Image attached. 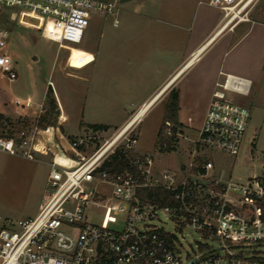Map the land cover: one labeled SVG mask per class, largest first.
Segmentation results:
<instances>
[{"label":"built area","instance_id":"built-area-1","mask_svg":"<svg viewBox=\"0 0 264 264\" xmlns=\"http://www.w3.org/2000/svg\"><path fill=\"white\" fill-rule=\"evenodd\" d=\"M254 1L205 3L222 12L221 32L251 22ZM4 10L43 17L42 36L59 48L81 44L94 16L116 15V6L98 0H0V13ZM119 23L114 20V26ZM9 39L0 24V73L13 82L18 72L3 46ZM240 86L232 76L217 84L189 161L174 171L159 169L150 155L134 154L136 124L128 127L133 117L108 138L107 132L94 131L73 139L68 150L56 142L53 128L38 126L44 104L34 125L0 134V153L28 161L53 154L37 215L17 229L0 230V264H264V255L246 253L264 246V177L236 183L222 171L214 174L210 157L219 152L239 159L244 152L251 112L228 95ZM13 105L34 108L30 99ZM119 151L129 160L122 171L107 167ZM95 210L102 211L100 224L88 220ZM187 229L217 248L200 244L197 252H185L181 236Z\"/></svg>","mask_w":264,"mask_h":264},{"label":"rangeland","instance_id":"rangeland-1","mask_svg":"<svg viewBox=\"0 0 264 264\" xmlns=\"http://www.w3.org/2000/svg\"><path fill=\"white\" fill-rule=\"evenodd\" d=\"M98 1L114 5L120 10L130 11L137 10L141 2H150L154 5V11L149 9L147 14L166 22L167 26L170 19L177 18L176 12L184 9L186 0H132L125 4L120 3V0ZM146 9V7L140 8L139 13L146 14ZM12 13L11 10H4L0 13V24L11 34V39L3 46L13 58L18 72V78L13 82L7 81L0 73V111H4L0 114L4 116L6 130H10L11 121L17 119L11 116V105L14 99L30 98L34 104V108L29 110L30 114H37L40 105L44 104L42 115L47 116L52 125L48 127L53 128L54 134L55 126L59 124V117L54 111H49V99H47L49 88L52 89L53 99L58 94L62 98V104L70 108V120L62 122L66 123L64 127L70 134L78 131L84 112L86 122H103L120 126L129 116L134 117L141 104L149 100L145 98L153 88L148 82L142 81L141 78L124 81V79L117 78L118 72L106 74L108 77L111 76V79H107L106 87L101 92V99H91L95 95L88 94V80L72 78L62 69L63 66L68 65L72 69L80 70L93 61V55L82 48L89 47L98 52L111 46L112 43L110 44L108 40L109 35L119 31L112 27L114 17L94 16L81 44L59 48L58 44L42 36L43 17L28 11H21L18 12V18H13ZM123 15L120 11L118 12L119 18ZM259 15H264V0L254 1L249 18L253 21ZM113 46L118 47L119 43H113ZM148 66L154 69L151 63ZM89 70L86 68L80 74L87 77ZM169 99L170 97L160 99L152 105L148 113L135 125L134 132L138 143L134 154L150 155L159 169L174 171L181 164L189 161L190 154H186L185 149L194 145L193 141L197 139L198 133L193 132L189 140H184L182 130L176 129L174 133L175 127L169 122L172 137L167 136L168 127L167 125L163 127V124L166 121L165 110ZM242 100L244 99H236V102L240 103ZM246 107L250 109L251 117L258 126L256 132L250 127L248 133L256 136V144L249 146V156L237 163V159L232 156L210 152V157L215 163V170L224 168L227 175L231 176V180L236 183H245L254 176L264 177V111L253 112L248 105ZM34 124L35 121L32 125ZM162 129L163 137L159 138L158 133ZM117 131L115 127H109L105 136L113 135ZM85 132L88 133L87 135H92L94 130L86 127ZM73 139L75 138L72 137L71 140ZM102 141L95 142V145H100ZM164 141H168L171 145V150L168 152L162 150L165 149ZM49 160L47 156L44 159L28 161L22 157L0 153V230L9 226L17 229L20 222L37 215L50 171L47 163H44ZM90 189L94 190V187ZM99 189L105 190L103 187ZM102 215L101 210H95L89 214L88 220L91 223L100 224ZM164 222L168 229H175L172 222L166 220ZM181 239L185 252L190 254L197 252L200 244L212 247V249L217 248L216 242L202 238L200 234L191 229L185 230ZM246 253L250 257L264 255V246L247 248ZM216 254L223 255V252H216Z\"/></svg>","mask_w":264,"mask_h":264},{"label":"crops","instance_id":"crops-1","mask_svg":"<svg viewBox=\"0 0 264 264\" xmlns=\"http://www.w3.org/2000/svg\"><path fill=\"white\" fill-rule=\"evenodd\" d=\"M139 5L133 11L116 7L112 27L119 31L109 35L108 40L112 45L98 52L89 47L82 48L94 57L89 65L80 70L63 66L62 69L68 76L88 80V94L95 95L91 99H101L106 81L111 79L106 74L117 72L118 79L127 81L126 79L141 78L153 88L145 98L149 100L144 101L140 108L151 99H166L173 91H177L178 130L184 133V140H189L193 132L199 133L213 93L218 90L217 84L222 83L225 76H232L242 82L239 89L228 93L231 99L235 102L236 99H244L239 104L248 105L253 112L264 111V15H259L249 23L239 24L233 31L226 29L219 32L223 14L219 9L207 5L205 0H186L184 9L176 12L177 18L170 19L167 26L166 22L147 14L149 9L154 11L152 3L141 2ZM143 7L147 8L146 14L141 15L139 9ZM119 11L124 14L121 18L118 17ZM12 14L13 18H18V12ZM115 19L120 22L118 26H114ZM116 42L119 43L118 47L113 46ZM150 63L154 65V69L148 66ZM86 68L90 69L87 77L80 74ZM61 99L58 94L54 99L57 105L55 113L59 117L54 137L67 150L72 137L79 139L87 136L86 127L102 125L119 130L132 117L129 116L117 126L86 122L84 112L78 131L70 134L64 127L66 123H62L70 120V108H66ZM13 104L14 101L11 116L34 122L37 114L31 115L29 110H18ZM250 127L254 132L258 129L252 117L249 130ZM248 133L244 152L237 163L249 156V146L256 144V136ZM191 148L186 147V154ZM47 156L50 160L44 164L47 163L49 167L53 154ZM47 156L39 155L38 158L44 159ZM221 171L229 176L224 168L215 170L214 174Z\"/></svg>","mask_w":264,"mask_h":264},{"label":"trees","instance_id":"trees-1","mask_svg":"<svg viewBox=\"0 0 264 264\" xmlns=\"http://www.w3.org/2000/svg\"><path fill=\"white\" fill-rule=\"evenodd\" d=\"M51 93H52V89L49 88V91L47 93V99H49V102H48L49 111L55 112L57 109V105H56L55 100L51 97ZM178 109H179L178 93H177V91H173L170 95L169 103H168L167 108L165 110L166 121L164 122L163 127L166 126L167 122L172 123L173 126L175 127L174 133L176 132V129H178L180 127V124L178 123ZM32 123L29 120H27L26 118L18 117L17 119H14L13 121H11V129L6 130L7 125H5V123H4V116L2 114H0V134L11 133V130L14 128H19L23 125L30 126V125H32ZM38 126L40 128H47L48 126H52V125H51L50 121L48 120L47 116H42L40 118V120L38 121ZM91 128L94 131H105V132L109 129V127L102 126V125L91 126ZM158 137L159 138L163 137V129L160 130V132L158 133ZM163 144H167V146H168L167 148L162 149L163 152H168V150H171L170 149L171 145L168 143V141H164ZM128 162H129L128 157L119 151L117 153V155H115L112 158V163L109 164L107 167H112L116 171H122L123 169H125L129 166Z\"/></svg>","mask_w":264,"mask_h":264},{"label":"bare ground","instance_id":"bare-ground-1","mask_svg":"<svg viewBox=\"0 0 264 264\" xmlns=\"http://www.w3.org/2000/svg\"><path fill=\"white\" fill-rule=\"evenodd\" d=\"M201 51V50H200ZM166 89V88H165ZM163 91V90H162ZM159 99H151L148 103L144 104L135 116L129 121L128 127H132L133 125L137 124L142 118L148 113L151 106L154 105Z\"/></svg>","mask_w":264,"mask_h":264},{"label":"water","instance_id":"water-1","mask_svg":"<svg viewBox=\"0 0 264 264\" xmlns=\"http://www.w3.org/2000/svg\"><path fill=\"white\" fill-rule=\"evenodd\" d=\"M132 0H120V3H127V2H130Z\"/></svg>","mask_w":264,"mask_h":264}]
</instances>
